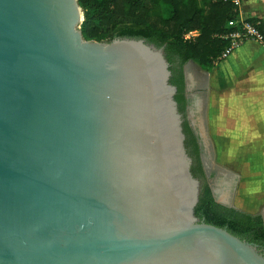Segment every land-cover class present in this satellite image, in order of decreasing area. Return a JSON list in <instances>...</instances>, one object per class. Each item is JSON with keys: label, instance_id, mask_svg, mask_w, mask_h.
<instances>
[{"label": "water", "instance_id": "95a60500", "mask_svg": "<svg viewBox=\"0 0 264 264\" xmlns=\"http://www.w3.org/2000/svg\"><path fill=\"white\" fill-rule=\"evenodd\" d=\"M83 20L79 0H0V264H264L196 215L165 47Z\"/></svg>", "mask_w": 264, "mask_h": 264}, {"label": "trees", "instance_id": "16d2710c", "mask_svg": "<svg viewBox=\"0 0 264 264\" xmlns=\"http://www.w3.org/2000/svg\"><path fill=\"white\" fill-rule=\"evenodd\" d=\"M79 3L84 13L81 29L86 39L143 37L165 47L172 72L170 82L177 86L175 98L182 113L187 104L185 64L193 61L205 69L212 67L231 43L229 37H224L234 29L229 21L239 16L233 0H79ZM192 30H198V34L185 39L184 35ZM183 128L186 148L192 157L191 170L201 180L196 215L264 247L262 214L215 200L205 177L199 143L187 119Z\"/></svg>", "mask_w": 264, "mask_h": 264}, {"label": "crops", "instance_id": "0c3cea01", "mask_svg": "<svg viewBox=\"0 0 264 264\" xmlns=\"http://www.w3.org/2000/svg\"><path fill=\"white\" fill-rule=\"evenodd\" d=\"M241 13L261 21L264 30V0H242ZM193 62V61H192ZM195 63V62H194ZM197 64V63H196ZM205 100L194 94L197 106H204L202 139L216 145L212 130L218 131L220 155L230 165L253 162L252 177L264 178V46L248 39L228 57L206 70ZM189 80V73H188ZM190 84V81H189ZM208 148V147H207ZM251 158H248V157ZM247 157V160H246ZM248 171V170H247ZM230 178L240 176L226 167ZM242 176V174H241ZM228 182V181H227ZM232 183V182H231ZM224 189L221 193L224 194ZM264 217V213H261Z\"/></svg>", "mask_w": 264, "mask_h": 264}, {"label": "rangeland", "instance_id": "374dc122", "mask_svg": "<svg viewBox=\"0 0 264 264\" xmlns=\"http://www.w3.org/2000/svg\"><path fill=\"white\" fill-rule=\"evenodd\" d=\"M242 5V3H241ZM241 9V7H240ZM186 71L189 73V81L190 85L193 89V92L197 93L198 95H201L200 97L203 98V101L205 100V96L208 93L207 90L205 89V83L208 78V73L207 69L201 67L200 65L188 61L185 64ZM191 88V89H192ZM198 111H204V106H197ZM200 115V114H199ZM198 115V117H199ZM218 131L212 130V135L214 137V141L216 145H212L211 142L207 143L208 147V158L212 159V167L215 171H218L219 168L222 167H229L232 171V173H237L240 176L236 178H232L234 181L233 183L235 184V187L231 191L227 190V187L224 188V196L225 197H231V203L246 212L249 213H264V178L261 179L262 184H257L260 179H254L252 177V168H253V162L247 160L246 157V162L243 163L241 161L239 162H233L232 166L230 163L226 161L223 157L220 155V147L217 145L219 143V139H217ZM251 158V157H248ZM224 173H226V170L222 169ZM248 170V171H247ZM242 174V176H241ZM227 175V173H226ZM224 180V176H223ZM227 182L225 179L223 183ZM233 193V194H232ZM232 194V196H231Z\"/></svg>", "mask_w": 264, "mask_h": 264}, {"label": "flooded vegetation", "instance_id": "af4514ba", "mask_svg": "<svg viewBox=\"0 0 264 264\" xmlns=\"http://www.w3.org/2000/svg\"><path fill=\"white\" fill-rule=\"evenodd\" d=\"M185 70V67H184ZM188 78L187 75L185 77V95L187 98V104H186V108H185V112L183 113L185 119L188 120L196 138L197 141L199 143V148H200V158H201V162L203 165V169L205 172V177L207 182L209 183L212 192H213V196H220L219 193H221L222 189H224L225 187H227V190L231 191L233 189V187H235V184L233 183L234 181L232 180V178L226 176V173L223 172L222 169L226 170L225 167L219 168L218 171H215L212 167V159L208 158V148L205 144V141L202 139L201 135L196 131V129L194 128V126L192 125V121L190 118V111H191V106H193L194 103V97H193V93L191 92L190 88H189V84H188ZM223 176H224V180L226 179L228 182L223 183ZM232 182V183H231ZM233 194V193H232ZM231 194V196H232ZM231 198V197H230ZM261 251L264 253V247H261Z\"/></svg>", "mask_w": 264, "mask_h": 264}, {"label": "built area", "instance_id": "2783aa9c", "mask_svg": "<svg viewBox=\"0 0 264 264\" xmlns=\"http://www.w3.org/2000/svg\"><path fill=\"white\" fill-rule=\"evenodd\" d=\"M233 1L239 10V16L237 19L229 21V25L234 27V29L224 37H229L231 39V43L218 57V60L228 57L235 49L248 39L260 42L264 46V30L261 28V21L258 19L252 20L250 17H244L240 9L242 0ZM197 34L198 30H192L186 33L184 37L185 39H189Z\"/></svg>", "mask_w": 264, "mask_h": 264}]
</instances>
